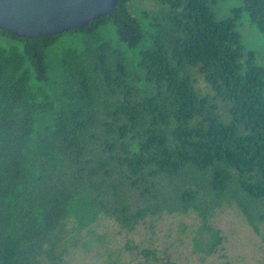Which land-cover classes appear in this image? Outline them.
Masks as SVG:
<instances>
[{
    "label": "trees",
    "instance_id": "trees-1",
    "mask_svg": "<svg viewBox=\"0 0 264 264\" xmlns=\"http://www.w3.org/2000/svg\"><path fill=\"white\" fill-rule=\"evenodd\" d=\"M239 1L223 19L218 0H119L61 34L0 29V264H66L100 220L165 212H198L212 254L224 203L259 232L264 43L241 28L264 37V0Z\"/></svg>",
    "mask_w": 264,
    "mask_h": 264
},
{
    "label": "rangeland",
    "instance_id": "rangeland-1",
    "mask_svg": "<svg viewBox=\"0 0 264 264\" xmlns=\"http://www.w3.org/2000/svg\"><path fill=\"white\" fill-rule=\"evenodd\" d=\"M240 5L239 0H218L214 11L218 19H223ZM241 31L248 47L257 50L263 47L264 37L249 26L246 14ZM203 222L198 212H165L128 232L114 220L103 219L92 228L100 242L70 249L65 261L66 264H108L109 260L116 264H264V223L256 232L235 204H222L212 211L207 225L219 230L223 239L212 254H206L195 248L196 238L203 247L209 239L207 230L199 231ZM89 234L82 231L81 242L88 241Z\"/></svg>",
    "mask_w": 264,
    "mask_h": 264
},
{
    "label": "water",
    "instance_id": "water-1",
    "mask_svg": "<svg viewBox=\"0 0 264 264\" xmlns=\"http://www.w3.org/2000/svg\"><path fill=\"white\" fill-rule=\"evenodd\" d=\"M119 0H0V29L32 39L83 27L114 12Z\"/></svg>",
    "mask_w": 264,
    "mask_h": 264
}]
</instances>
